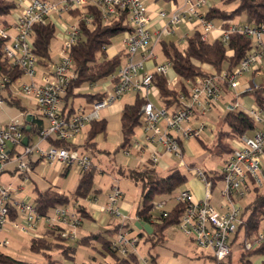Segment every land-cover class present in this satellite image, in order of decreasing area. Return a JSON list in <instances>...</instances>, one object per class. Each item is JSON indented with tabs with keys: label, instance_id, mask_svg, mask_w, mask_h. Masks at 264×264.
Listing matches in <instances>:
<instances>
[{
	"label": "built area",
	"instance_id": "2783aa9c",
	"mask_svg": "<svg viewBox=\"0 0 264 264\" xmlns=\"http://www.w3.org/2000/svg\"><path fill=\"white\" fill-rule=\"evenodd\" d=\"M210 1L184 0L182 11L174 13L169 23H166L155 35L150 32L152 18L142 0H31L27 5H22L23 1H21L20 13L16 21L0 23V39L6 41L4 46L6 60L12 66L20 68L24 73L23 77L31 81L30 84L21 80L17 81L18 86L13 89L12 96L19 101H31L40 114L48 120L49 125L40 133L38 142H29L28 145H24L25 136L22 126L26 118H32L31 111L22 113L7 126H3L0 122V175L7 164L16 161L20 163V169L26 178L42 183L44 180L38 177L32 168L33 157H37L51 167L60 165L70 169L76 168L80 174L88 173L93 168L94 162L90 155L80 151L77 139L92 122L101 119L103 110L115 104L127 93H139L146 101L143 106L145 136L142 143L135 141L131 148L148 152L152 168L158 165L163 156L176 157L180 159L186 173L198 177L204 186L202 199H198L192 191L187 189H179L175 194L176 203L182 202L186 205L184 215L177 226L186 237L193 240L197 248L209 251L214 257L215 264H222L232 256L238 248L236 238L240 225L243 223L240 200L251 193L252 187L264 189V109L254 107L244 110L238 103L234 106L254 120L258 128L254 133L237 140L239 146L228 156L222 172L224 188L221 191V198L224 202L221 209L223 212L217 210L212 203L214 191L212 180L201 168L185 162L184 149L188 140L193 137L200 138L207 130L208 124L200 120L218 104L223 94V87L236 91L246 74H251L264 65V25L227 22L222 27L220 36L223 44L229 45L232 34H242L252 39L254 49L242 59L233 72L224 71L196 79L191 85L189 95H184L180 86L176 90L179 103L176 110L157 108L149 99L154 73L167 76L172 71L171 63L167 61L156 65L152 73H141L147 63L157 59L155 48L163 40L164 34L171 33L182 21L187 19L198 21L204 28L202 40L207 41L209 32L214 26L213 22L205 19L202 9L209 6ZM91 5L101 9L105 20L115 17L120 11L128 12L130 31L124 34L123 41L128 58L125 65L110 79L113 86L109 90L105 88L104 92L107 95L100 102L67 115V111L64 112L60 104L67 95L71 82L75 79L70 50L80 35L79 24L76 23L65 31L64 57L54 66L53 71L44 75L41 82L35 80L39 66L38 58L34 53V26L45 24L54 15L61 17L73 11L79 12V19H85L86 7ZM166 16V12L159 13L160 19L164 20ZM115 80L118 82L115 83ZM9 84L14 87V83L6 78L1 85L6 87ZM249 89L250 87L247 90ZM196 115H200L201 119L193 123ZM215 121L214 116H209V123ZM49 138L69 142L71 146L69 149L55 146L44 149L42 146ZM19 146L24 151L15 153L12 157V152ZM126 154L129 156L130 151H126ZM24 159H28L29 162H25ZM123 199L124 194L119 188V180L115 179L107 201L98 207L100 214L113 219L126 218L120 207ZM94 201H97L96 196L89 200L91 205H94ZM165 203L161 202L158 208ZM10 208L16 209L19 215L20 213L23 215L22 222L11 221V226L26 234L35 232L41 221L45 220L48 229L59 228L62 230L63 238L75 241L77 231L84 223V219L77 212L76 205L57 207L45 218H41L34 205L31 206L27 202L17 203L13 199L11 190L0 188V258L9 246L3 233L10 222ZM168 211L161 213L167 217ZM153 223L158 224L159 221L155 219ZM118 224L125 226L127 222L120 221ZM129 229L121 227L110 236L111 246L121 256L136 255L140 244L139 236L132 234ZM263 244L264 228L261 226L257 235L246 242L244 248L252 250Z\"/></svg>",
	"mask_w": 264,
	"mask_h": 264
},
{
	"label": "trees",
	"instance_id": "16d2710c",
	"mask_svg": "<svg viewBox=\"0 0 264 264\" xmlns=\"http://www.w3.org/2000/svg\"><path fill=\"white\" fill-rule=\"evenodd\" d=\"M162 3L177 2V0H157ZM221 6L212 5L205 14V19L209 22H235L238 17L246 15L245 23L261 26L264 25V0H220ZM17 8L15 1L0 0V17L8 16ZM72 15L77 19L80 27V35L76 43L71 47L70 58L73 61V73L75 79L71 82L67 95L64 97L66 102L64 112L67 115L74 112V109H68V102L72 97H83L88 104L100 102L106 95V92H96L88 94H77L83 86H95L99 83L110 80L116 75L128 58L126 51H121L116 56L110 58L107 50L112 45L113 39L119 34H125L130 31V23L127 11H120L117 15L109 20H105L101 9L91 5L86 7L85 19H79V12L73 11ZM89 20V22H88ZM34 53L38 58V66L48 68L51 61V43L55 37V25L51 21L45 24H36L34 26ZM201 31L194 32L186 39V45L181 47L180 43L172 40H162L160 42L161 51L166 59L172 65L173 73L180 79L182 93L190 94L191 85L196 79L210 74H220L222 72H233L253 49L252 39L242 34H232L228 46H225L221 39L213 42L203 41ZM6 41L0 39V79L3 81L8 78L11 83H15L24 76L23 71L12 66L5 58L4 46ZM264 71V65L260 68ZM256 75V71L253 72ZM115 83L118 80L114 81ZM153 85L158 91L160 101L163 108L168 110H176L179 106L177 92L170 86V81L166 76L154 73ZM9 90V86L3 87ZM225 92H229L228 87L224 86ZM241 97H252L257 108L264 109V78L260 83L251 80L249 90L241 94ZM5 101L19 109L22 113L28 111V107L21 101L15 99L10 92ZM146 101L141 94L137 93L135 100L131 104H125L121 116V131L123 140L117 151H129L132 147L136 129L145 124L143 114V106ZM47 119L42 114H34L31 119L26 118L22 126V132L29 139L30 143L35 142L36 136H39L42 130L48 127ZM108 121L104 118L92 122L86 131L85 140L82 148L85 151H91L93 154L97 152V138L100 135H106ZM258 128L257 123L252 120L245 112L237 110L234 106L226 110L223 114L222 122L215 134V142L212 146H208L200 140L202 146L207 149L211 156L222 158L231 155L235 148L232 143L234 140H240L245 135L254 133ZM48 146L70 148V143L54 138H49ZM17 150L12 152V157ZM14 159V158H13ZM70 168H66L67 173ZM97 167L93 168L85 174H80L78 186L70 193H61L51 186L47 191H42L38 187L35 188L34 207L37 214L41 218H45L57 207H68L76 205L77 212L86 220H92L93 215L86 206L79 204V200L87 199L93 193L95 176ZM4 172V171H3ZM2 172V173H3ZM122 176H128L135 182H142L144 187L142 205L137 211V217L140 221L149 224L154 230L157 238L156 244L164 238V233L172 226H177L181 222L184 215L185 203H176L172 209L164 217L163 213L154 214L157 196L175 195L177 190L184 189L188 181V175L178 167L171 169L169 175L164 178L157 176L155 169L148 166L131 168L128 170L120 168ZM208 178L212 180L213 187L223 179L222 172H213V175L207 173ZM1 176V175H0ZM23 177L26 175L23 173ZM99 191H95L97 197ZM251 194L253 199L242 209V221L237 236L239 241L241 231H244V237L241 242L242 260L245 264H253L251 258L256 255L264 256V244L252 250H245V243L251 241L259 232L264 222V189L252 187ZM11 209V208H10ZM10 221L16 222L19 214L16 209H11L9 215ZM159 223H153L154 220ZM111 229L99 233L89 234L70 241L63 238L61 229H48L43 236H35L30 240V250L36 254H42L47 264H58L53 259L52 253L61 252L65 259L75 261L78 247H92L100 245L102 253L106 257H110L112 262L96 261L85 264H140L136 255L121 256L110 243L112 233L121 229L120 224H112ZM140 239L149 238L150 235L145 230L138 232ZM74 242V243H73ZM231 257V256H230ZM229 257V258H230ZM212 260L214 257L211 255ZM226 259L222 264H232L230 259ZM2 264H36L28 261L18 260L8 254H3L0 258ZM264 264V261L263 263Z\"/></svg>",
	"mask_w": 264,
	"mask_h": 264
},
{
	"label": "rangeland",
	"instance_id": "374dc122",
	"mask_svg": "<svg viewBox=\"0 0 264 264\" xmlns=\"http://www.w3.org/2000/svg\"><path fill=\"white\" fill-rule=\"evenodd\" d=\"M15 1L17 8L12 11V13L5 17H0V23L5 21L14 22L19 16L20 13V2L23 0H9ZM215 4L221 6L220 0H213ZM247 20L246 15L238 17L235 22L245 23ZM77 19L74 16H71L69 13H65L62 18L57 17L55 25V37L51 43V61L49 62L48 68L37 67V75L35 80L41 82L45 74L50 73L54 70V66L58 64L64 57L63 49L66 44L64 41V33L66 30L70 29L71 26L75 24ZM216 25L219 24V21H214ZM124 41V35L119 34L113 39L112 45L108 49L117 48ZM186 43L181 44V47L184 48ZM160 57L163 59V53L160 54ZM264 78V71H262L261 77H258L257 84L260 83L261 79ZM23 82L30 84L31 81L28 78H23ZM2 80L0 79V99L8 97V91L3 89ZM9 88L12 87L11 84L8 85ZM99 84L96 87L89 85L83 86L78 90L77 94H88L95 93ZM132 99H128L125 95L113 104V107L110 106V109H105L101 112V116L108 121V128L106 135H100L97 142V152L94 154L91 151H85L88 155L91 156L95 166L97 167V174L94 181L93 193L87 199L79 200V204L86 206L88 210L93 214V217H97L100 214L98 207L104 204V197L109 195L112 192V184L115 179L119 180V188L122 193L126 196V199L129 202H132L134 205L131 210V216H126L123 212L122 217L119 220L127 222V225L130 228V232L133 234L134 228V219L137 213V210L142 205L144 187L142 182H135L130 177H123L119 170L120 168L126 169L127 172L131 168H136L139 165L141 166H151L150 164V155L145 151L141 154L137 153V150L130 148V155L127 156L126 151H117L120 143L123 140V135L121 131L120 116L121 110L125 104H131L135 100L136 93L130 92ZM128 94V93H127ZM150 100L157 108L162 109L163 104L160 101L156 92L152 91L150 94ZM221 100V99H220ZM66 102L62 101L60 107H65ZM87 105L86 100L83 97H72L68 102V109L73 108L75 111L80 110L82 107ZM2 109H6L8 112L14 109L6 102L5 106H1ZM111 110V111H110ZM117 111V112H116ZM209 116H214L216 118L215 123H209ZM223 115H220L216 106L212 108V111L208 113L207 116H203L200 122H206L209 126H213L214 134L218 131V128L221 125ZM49 125V122L47 121ZM145 130V125H141L136 129V134L134 141H141L143 133ZM86 132V131H85ZM77 139V143L82 145L85 140V133ZM201 141H203L208 146L214 144V140L207 135L205 132L202 133L200 138L193 137L185 144L186 148L184 149V160L189 165L201 168L204 172L213 175V172H223L225 165L228 160V156L218 158L211 156L210 152L205 149ZM35 141H39V136L35 137ZM44 149H48V145L42 146ZM21 152L24 151L22 147H19ZM38 158L33 157V162H37ZM25 162H29L28 159H24ZM164 161L169 165V168H163L159 166L157 168V176L160 178L167 177L171 169L178 167L183 172L186 173L185 168L181 166V161L179 158L171 157L165 158ZM65 167H51L45 162H40L35 168L34 172L38 177L42 178L44 181L38 183L31 178L23 177V171L20 169V163L13 161L6 165L4 172L0 176V188L11 190L13 192V199L17 203H29L31 206L34 205L35 199V188L38 187L42 191H47L50 186H53L57 191L61 193H70L76 189L79 182V174L76 168H71L66 175ZM188 175L189 181L186 184L187 186L192 183L194 180H198V177L194 174ZM224 188L222 181H219L214 188L212 203L219 210L223 212L220 208L224 200L221 198V191ZM95 191H99V196L97 194V201H94V205H91L89 200L95 197ZM253 199L252 194L247 195L245 198L240 200V205L242 209ZM123 201V200H122ZM121 201V203H122ZM161 202H166L164 205L158 208V205ZM120 203V207H121ZM156 208L154 210L155 215L161 214L162 211L170 210L176 203L175 195L168 196H157L154 200ZM73 206V205H71ZM70 206V207H71ZM23 215L20 213L19 222H22ZM87 226L91 224V220H86ZM45 220L41 221V227L45 226ZM11 221L7 224L4 237L9 243V250L7 254L23 261H28L36 264H47L45 257L42 254H36L30 250V234H26L22 231L15 230L12 226ZM264 228V223L262 224ZM104 231L107 227H103ZM263 231V230H262ZM176 232V233H175ZM78 236L81 238L82 233H79ZM77 236V237H78ZM244 237V231H241L240 238L238 241V248L232 255V264H245L242 260V246L241 242ZM191 246V245H190ZM188 246L185 235L180 231L179 226H173L170 228L166 234L165 240L158 246L156 249H153V242L147 238L140 239V244L137 249L136 256L139 259V263L147 264H213L208 256L211 255L209 251L195 249ZM53 259H61L60 252L52 253ZM258 259H261L260 255L252 257L253 262L255 263ZM62 260V259H61ZM83 263V262H80Z\"/></svg>",
	"mask_w": 264,
	"mask_h": 264
},
{
	"label": "crops",
	"instance_id": "0c3cea01",
	"mask_svg": "<svg viewBox=\"0 0 264 264\" xmlns=\"http://www.w3.org/2000/svg\"><path fill=\"white\" fill-rule=\"evenodd\" d=\"M30 1L31 0H23V4L22 5H27V4L30 3ZM211 1H213V0H211ZM211 1H210V5L209 6H207V7H205V8L202 9V12L204 14H206V11H207V9L209 7H211L212 5H217V4H215L214 2H211ZM142 2L145 5V7L147 8V10H148V12H149V14L151 15V18H152V24H151V27H150V32H151L152 35L157 34V32L160 29L162 30V27L166 23H169L170 17L174 13H180V11H182L183 6H184V0H177V2H172V3H162V2H159L157 0H142ZM162 11L167 13V16H166V18L164 20L163 19H160V17H159V13L162 12ZM69 14L71 16H73L72 13H69ZM63 16L60 17V16H57V15H54V16H52V18L50 19V21L52 22V24H54V22H56L57 17L62 18ZM76 23H77V21L75 22V24ZM225 24H226L225 22H220L219 21V24L216 25L213 22L214 28L211 30V32H209L207 41L208 42H213V41H215L217 39H220L222 27L225 26ZM196 31L204 32V28L202 27V25L198 21L187 19L185 21H182V22L178 23L174 27V29H173V31L171 33H165L163 39L164 40H172V41H175L177 43L183 44L184 42H186V39L188 37H190ZM65 34L66 33H64V37H65ZM64 41H65V39H64ZM121 51H126V48H125V45H124L123 42L120 44V46H117V48L108 49L107 50V53H108V56L110 58H112V57L116 56L118 53H120ZM155 51H156V54H157V59L155 61H153V62L147 63L145 65L144 70L141 73H144V72H151L152 73L154 71V68H155L156 65H160V64H163V63L167 62L166 59H165V57H164V55H163V59L160 57V54L162 53L160 44H158L156 46ZM125 63H126V60H125V62H124L123 65H125ZM253 72H255V71H253ZM253 72L251 74H246L243 77V79H242L241 83H239L236 91H230L229 90V92H225V90H223V94H222L221 100H219L218 104L216 105V107H217L220 115H223L226 112V110L231 109L233 106L236 105V103H238L240 106H242L244 110H249V109H252V108L256 107L255 106L254 99L252 97H244V98L241 97V94L244 93L245 91H247V89L249 87H251V80L253 82L257 83L258 77H261V75H262V70H260V69H258L256 71V75H254ZM166 77L170 81V86L175 91L180 88V86H181L180 79L173 73V71H171ZM23 78L24 77L20 78L19 80L23 81L22 80ZM16 82L14 83V87L12 86L11 88H9V90H7L8 92H10L11 95L13 93V89L18 86V83H16ZM99 85L100 86H99V88H98V90L96 92H104L105 91V88H108V90L111 89L112 86H113V83L111 82V80H107L105 82L99 83ZM96 86L97 85H95L93 87H96ZM152 91L156 92V95H158V91L154 87V85H153V87H152V89L150 91V94H151ZM134 93H136V92H134ZM130 94L131 93H128L125 96L128 99H132V96ZM150 94H149V99H150ZM135 97H136V95H135ZM158 97H159V95H158ZM63 101H65V100L63 99ZM21 102L25 106H27L29 108L28 111H31L33 115L34 114H40V112L38 111V109L35 108L34 104L31 101L23 100ZM0 105L1 106H5L6 105L5 98H2L1 97V99H0ZM90 105L91 104H88L87 103V105L85 107H82V108H88ZM11 107L14 109V111L11 110V111L8 112L5 108L2 109L0 107V122L2 123L3 126L9 125L10 122L13 119H16V118H18V117H20L22 115V112L19 111V109H17L14 106H11ZM112 107H113V105H112ZM107 109H110V107L107 108ZM121 112H122V110H121ZM101 119H102V116H101ZM200 119H201V116L200 115H196V117L193 120V123L197 122ZM212 128H213L212 125L209 126V128H207V130L205 131V133L207 135H209L215 141V134H214L215 130L213 131ZM88 129H89V127H87V129L85 131H87ZM144 136H145V130H144V133H143V136H142V139H141V143H142V140L144 139ZM34 141H35V139H34ZM43 145L45 146V145H48V144L47 143H44ZM232 145H233L234 148H236L237 146H239L238 143H237V140H234L233 143H232ZM78 146H79V149H80L81 152H85V150L82 148V145H79L78 144ZM19 147L16 148L17 152H21L19 150ZM185 148H186V146H185ZM137 153L138 154H141L143 152L137 151ZM165 158H171V157L163 156L160 159V162L158 163V165L156 167H153V169H155L156 172H157V168H159V166H161L163 168H166V169L169 168V165L164 161ZM40 162H41L40 160H37V162H33L32 163L33 170H34V168ZM58 166H60V165H58ZM58 166H55V167H58ZM138 167H143V166L139 165ZM148 167H150V166H148ZM150 168H152V167H150ZM77 172H78L79 177H80V173H79L78 170H77ZM67 174H68V172L66 173V175ZM123 177H126V176H123ZM183 188L192 191L194 193V195L198 199H202L204 197V186L200 182L199 179L198 180H194L188 186L187 185L183 186ZM249 194H251V193H249ZM98 196H99V194H98ZM107 196L104 197V203L107 201ZM133 207H134V205L132 204V202H129L126 199V196L124 195V199H123V201L121 203L122 212L126 216L130 217L131 216V210L133 209ZM221 207H222V204H221ZM91 221H92L91 224L89 226H87V223L84 220L83 225L77 231V236H78L79 233H82V236L81 237H85V236H88L89 234H93V233L96 234V233L102 232V231H104V229H103L104 226L107 227V229H105V231H106V230H109V229L112 228L111 227L112 224H114V223H116V224L120 223L119 220L113 219V218H111L109 216H106V215H103V214H98V216L96 218L93 217V219ZM139 221L140 220L138 219L137 213H136V216H135V219H134V228H133V231H135L134 233L137 234V235L139 234L138 232L140 230L137 229L136 223L139 222ZM140 222H142V221H140ZM172 227H170V228H172ZM47 230H48L47 226L45 225V226H42L41 227V223H40L37 226L36 231L35 232H32L29 236H31V237L39 236L40 237V236H43L44 233H45V231H47ZM168 230L164 233L163 240L161 242H159L158 244H156L157 238L154 235V233H152L151 235L148 234V235H150L149 238H147V237H143V238H147L148 240L152 241L153 242V249H156L165 240L166 234H167ZM5 233H3V237H4V234ZM78 238H80V237L78 236ZM185 238H186V241L188 243V246L191 245L190 246L191 249L192 248H195V249L197 248V246L195 245V243L193 242V240H191L190 238H188L186 236H185ZM197 249H199V248H197ZM7 250H9V246L5 250V254L8 253ZM102 252H103V250L101 249V246L100 245H95V246L93 245L92 247H82L81 246V247H78V249H77L76 257H75V261L74 262L73 261H70L68 259H65L63 257V255H62L61 252L60 253H61V256H62L61 257L62 260L60 259V261L59 260H56V261L58 262V264H85V263L93 262L94 260H96V261H99L100 260V261L112 262V259L110 257H106L104 255V253H102ZM211 255L208 256L207 258L209 259V261H211L213 264H215V262L212 260V258H210ZM229 259L232 262V256ZM251 261L253 262L252 258H251ZM263 261H264V256H261V259H258L255 263L253 262V264H262ZM80 262H83V263H80ZM141 264H147V263L141 262ZM152 264H156L155 263V260H154V263H152Z\"/></svg>",
	"mask_w": 264,
	"mask_h": 264
},
{
	"label": "water",
	"instance_id": "95a60500",
	"mask_svg": "<svg viewBox=\"0 0 264 264\" xmlns=\"http://www.w3.org/2000/svg\"><path fill=\"white\" fill-rule=\"evenodd\" d=\"M29 119H31V117H29ZM28 143H29V139L27 137H25L23 139V144L28 145ZM136 227L139 230H145L150 235L153 233V228L149 224H146L144 222H137Z\"/></svg>",
	"mask_w": 264,
	"mask_h": 264
}]
</instances>
